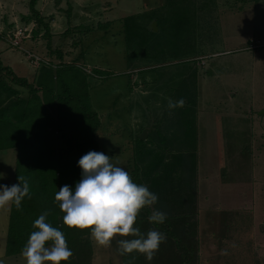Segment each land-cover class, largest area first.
Wrapping results in <instances>:
<instances>
[{
	"label": "rangeland",
	"instance_id": "1",
	"mask_svg": "<svg viewBox=\"0 0 264 264\" xmlns=\"http://www.w3.org/2000/svg\"><path fill=\"white\" fill-rule=\"evenodd\" d=\"M7 1H0V47L13 48L24 60L19 67H39L9 40L24 29L23 44L39 56L58 62L51 52L59 45L65 60L77 59L90 73L91 105L102 120L98 152L129 174L136 169L137 134L152 121L167 133L169 85L196 68L201 264H264V0H38L55 31L51 39L43 26L33 36L36 22L25 18L30 0ZM155 13L166 16L155 31L163 29L168 44L147 52L130 48L122 18L139 14L151 26ZM177 35L181 40L172 45ZM16 158V148L0 149V184L13 185ZM10 206L0 208V262L27 264L22 253H5ZM92 238V264H124L119 235L109 245Z\"/></svg>",
	"mask_w": 264,
	"mask_h": 264
},
{
	"label": "trees",
	"instance_id": "2",
	"mask_svg": "<svg viewBox=\"0 0 264 264\" xmlns=\"http://www.w3.org/2000/svg\"><path fill=\"white\" fill-rule=\"evenodd\" d=\"M37 1H29L31 13L25 18H34L36 22L33 36L38 35L43 26L44 35L51 39L50 24L37 8ZM178 11L177 17L182 18L184 13L179 8ZM152 16L158 23L166 20L162 13ZM138 18L139 14L122 18L130 48H143L147 52L160 44H168L161 40L165 37L163 29L164 35ZM180 31L181 25L177 29L178 33ZM5 34L2 31V35ZM180 40L177 35L170 39V43L178 46ZM53 49L52 56L57 57L58 62L51 58L53 62L50 64L41 63L33 80L16 73L0 57V149H17L13 184L18 183V176L25 177L29 181L31 195V199L24 198L20 210L13 204L10 206L5 253H22L30 234L36 230L34 221L47 210L50 213L47 222L65 234L66 243L74 253L69 261H61L60 264H92L91 229L65 226V213L59 207L61 202L55 200V194L64 185L75 190L82 177L78 161L89 151H99L97 135L102 120L91 105L90 73L77 59L65 60L61 46L55 45ZM93 71L113 73L100 68ZM196 76V68H193L169 85L174 101L184 99L185 105L172 109L167 133L161 134L155 126L154 133L145 140L137 134L136 169L130 176L135 183L147 185L149 191L158 196V201L151 208L145 207L140 211L133 227H139L145 235L149 230H158L167 238L151 262L134 250L121 255L124 264H201ZM155 139L156 146L152 145ZM153 210L167 214L163 224L148 220ZM133 238L120 236V239Z\"/></svg>",
	"mask_w": 264,
	"mask_h": 264
},
{
	"label": "clouds",
	"instance_id": "3",
	"mask_svg": "<svg viewBox=\"0 0 264 264\" xmlns=\"http://www.w3.org/2000/svg\"><path fill=\"white\" fill-rule=\"evenodd\" d=\"M184 105V99L168 100L170 111ZM78 164L82 177L75 190L64 185L55 194V200L61 202L59 207L65 213L63 224L69 228L91 229V234L104 245H109L117 235L132 236L133 239L117 241L120 254L135 250L151 262L160 244L166 241V234L149 230L145 235L133 225L140 211L156 204L158 196L149 191L147 185L135 183L128 171L111 162V157L103 152L89 151ZM17 180L18 183L11 186L0 184V208L13 204L20 210L24 198L31 199L29 181L23 176H18ZM49 214L46 210L33 223L36 230L22 249L27 264H60L74 255L65 234L47 222ZM166 219L167 214L159 210H153L148 217L150 222L158 224H163Z\"/></svg>",
	"mask_w": 264,
	"mask_h": 264
},
{
	"label": "crops",
	"instance_id": "4",
	"mask_svg": "<svg viewBox=\"0 0 264 264\" xmlns=\"http://www.w3.org/2000/svg\"><path fill=\"white\" fill-rule=\"evenodd\" d=\"M1 1V0H0ZM4 3H7V2H9V1H7V0H2ZM4 6V5H3ZM9 7H11L12 8V5H11V2H10V4H9V6H8V8ZM5 8V7H4ZM4 11H7L6 9H4ZM53 32H55L54 30H52V33ZM4 53H6V54H8L9 55V57H10V59H8V61H7V63H5V64H8V65H10L13 69H14V71L16 72V73H20V72H22L21 71V69H24V70H28V73H22L23 74V76H26L29 80H33L34 79V77H35V74L37 73V71H38V67L37 66H35V64L33 63L32 64V66H30L29 65V69H28V67H19L18 66V63L19 64H21V63H24V60L21 58H18L17 56H16V54H12L13 53V48L12 47H7V46H2V47H0V57L2 58V56L4 55ZM12 54V55H11ZM4 62V61H3ZM21 68V69H20ZM22 74H19V75H22Z\"/></svg>",
	"mask_w": 264,
	"mask_h": 264
},
{
	"label": "built area",
	"instance_id": "5",
	"mask_svg": "<svg viewBox=\"0 0 264 264\" xmlns=\"http://www.w3.org/2000/svg\"><path fill=\"white\" fill-rule=\"evenodd\" d=\"M20 34H21V37L18 39ZM25 36H29V34L26 33V30L22 29V30H18L16 33L14 32L13 35H10L9 40L13 45L18 46L20 48H23L28 53V57H30L31 59H33L37 63L42 62V63L50 64L51 62H53L51 58L48 59V58L39 56L35 52V50H33V49L31 50V48L25 47V45H24L25 44V38L23 39V37H25ZM23 41H24V44H23Z\"/></svg>",
	"mask_w": 264,
	"mask_h": 264
},
{
	"label": "water",
	"instance_id": "6",
	"mask_svg": "<svg viewBox=\"0 0 264 264\" xmlns=\"http://www.w3.org/2000/svg\"><path fill=\"white\" fill-rule=\"evenodd\" d=\"M151 26H152L153 30H157V28H158V23H157V20H156V19H154V20L152 21ZM7 31H8V26H5V28H4V32H7ZM154 123H155V122L152 121L151 124H150L149 126H145V127L141 130V132H140V134H139V137H140L141 139L145 140V139L147 138L149 131H150L151 129H154V128H155ZM10 185H11V184H10Z\"/></svg>",
	"mask_w": 264,
	"mask_h": 264
}]
</instances>
